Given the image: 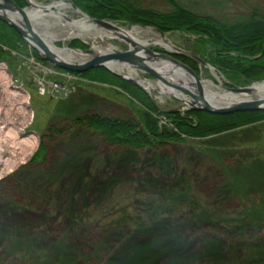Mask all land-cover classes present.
Masks as SVG:
<instances>
[{
  "label": "rangeland",
  "instance_id": "374dc122",
  "mask_svg": "<svg viewBox=\"0 0 264 264\" xmlns=\"http://www.w3.org/2000/svg\"><path fill=\"white\" fill-rule=\"evenodd\" d=\"M34 1L46 5L58 0ZM127 1L158 10L171 8L165 0ZM180 1L214 17H230L253 7L264 14V0ZM23 2L28 8L27 0ZM76 9L117 27L148 28L150 35L162 36L172 47L198 57L197 36L189 32H161L149 24L96 17ZM59 11L64 18L49 29L59 34L52 40L54 46L77 51L127 48L121 37L74 35L76 30L65 25L78 19V14L69 7ZM33 27L39 33V26ZM72 41L83 47L70 46ZM152 41L146 46L164 51ZM5 48L10 64L5 62L25 92L26 110H19L25 111L27 119L19 133L35 142L21 162L14 158L5 162L7 156L0 155V264H72L65 253L88 256L89 264H264V118L201 137L180 133L182 141L160 148L108 146L95 131L72 123L73 117L97 113L126 118L137 115L136 101L116 85L82 75L79 81L65 82V93L40 95L24 66L19 67L20 57L10 52L27 53L26 45ZM196 61L198 78L221 87L264 82L260 78L234 84L214 66ZM114 71L130 73L125 67ZM144 91L159 112L152 114L158 124L178 133L162 112H183L181 102ZM16 114L12 111L13 122L21 119ZM49 125L60 133L47 132ZM7 133L12 132L7 129ZM39 141L47 146L46 159L30 163ZM22 142L20 146L26 148L19 157L31 146V141Z\"/></svg>",
  "mask_w": 264,
  "mask_h": 264
},
{
  "label": "trees",
  "instance_id": "16d2710c",
  "mask_svg": "<svg viewBox=\"0 0 264 264\" xmlns=\"http://www.w3.org/2000/svg\"><path fill=\"white\" fill-rule=\"evenodd\" d=\"M13 1L20 7L24 5L23 0ZM71 1L80 10L96 17L106 16L127 22L149 24L161 32L176 29L197 36L194 41V51L198 53V57L221 71L231 83L245 84L252 79L264 78V14L256 7L250 8L249 12L230 17H214L208 13L195 12L180 0H165L171 6L169 10L141 6L137 1L133 3L127 0ZM0 44L6 46L21 44L24 48L26 45L15 30L2 21H0ZM69 45L82 46L77 41H72ZM155 50L160 49L155 48ZM32 54L46 63L33 50ZM172 56L196 71L197 61L194 58L178 53ZM0 60L10 64L7 53L1 47ZM78 74L95 81L116 85L139 104L135 109L137 115L131 114L126 118L97 113L80 114L73 117L72 123L95 131L103 143L108 146L131 149L160 148L172 142L182 141L180 133L201 137L264 118V111L212 114L190 109L183 112L171 109L162 112L165 120L179 131L177 133L158 124V120L152 114H159V112L150 96L141 88L114 76L104 67L90 68ZM46 131L60 133L50 125ZM46 152L47 146L39 141L28 161L30 163L37 160L44 162ZM65 254V259L67 257L73 260L72 264H89L88 256L79 254L74 258L76 255ZM76 261L78 262L75 263Z\"/></svg>",
  "mask_w": 264,
  "mask_h": 264
},
{
  "label": "water",
  "instance_id": "95a60500",
  "mask_svg": "<svg viewBox=\"0 0 264 264\" xmlns=\"http://www.w3.org/2000/svg\"><path fill=\"white\" fill-rule=\"evenodd\" d=\"M63 1L70 3L74 8H76L70 1ZM24 9L25 6L20 7L13 0H0V21L15 30V32L26 44L31 47V49L39 58L56 68L75 73H82L90 68L104 67L108 69L114 76L122 80H126L143 90H147L146 87H144L138 80L128 74L114 71L108 66V64L122 68L125 67L130 70L142 72L154 78V81H160L171 91L175 90L178 93H184L187 97V100L177 97L172 92H165L163 94L170 95L179 100L185 109L204 111L212 114H226L236 111H264V96L241 99L235 102H230L223 106L211 104L207 100L201 85V80L198 78L194 70L177 58L173 57L172 54L178 53L194 58L208 68L209 65L204 60L199 59L197 56L192 54L188 55L176 47H172L175 48L176 51L171 52L167 50L166 47L160 45L162 48H164V51H157L132 39L120 36L127 44V48L121 51H98L88 47L78 50L80 53L87 55V57H85L83 60H66L59 56L34 29L32 24L29 22ZM87 17L98 25L113 27L111 23L103 19L89 16ZM155 44L158 45L157 43ZM53 47L58 48L54 45ZM160 63H168L172 68L182 70L185 73L188 81L184 84H175L169 82L164 77V75L167 73H161L160 71L163 69L159 66ZM166 71H168V69ZM140 78L143 79L142 77ZM249 87L250 86L226 88L222 86V88L233 92H249ZM151 91L162 94L158 90Z\"/></svg>",
  "mask_w": 264,
  "mask_h": 264
},
{
  "label": "bare ground",
  "instance_id": "6f19581e",
  "mask_svg": "<svg viewBox=\"0 0 264 264\" xmlns=\"http://www.w3.org/2000/svg\"><path fill=\"white\" fill-rule=\"evenodd\" d=\"M27 3H28V8L25 7L24 10H25V13H26V16L29 22L32 24V26L34 24L39 26L40 36L47 42V44L59 56H61L62 58L66 60H74V59L83 60L84 57L77 50L53 47L52 40L59 34L49 29L55 24V22L59 23L60 19L62 17L64 18L63 16L64 14L60 12L59 10L65 7L71 8L78 14V19L68 21V23L65 25L66 27H72L73 29H75L76 33L74 35L76 36L82 37L86 34L88 35L90 34L92 36H96L99 38H112V37L124 36L144 46H146L149 43L148 42L149 39H151L153 40L152 41L153 43H157L158 45H162L168 49L172 48L171 44L167 42L164 39V37L155 36L153 34L150 35L149 32L151 30L148 28H142L137 25H133L130 28L129 27H125V28L117 27L116 25H113V27H105V26L98 25L94 23L92 20H90L84 13L80 12L79 10L74 8L70 3L66 1L58 0V1H52L51 3H48L46 5H42L40 3L35 2L34 0H27ZM44 16L45 17L48 16L52 18L53 21L49 22L47 19L44 18ZM108 66L112 68L113 70L118 71L120 69L123 71L122 67H118V66H114L110 64H108ZM159 66L163 68L160 70L161 73L162 72H165V74L167 73L166 75H164V77L169 82H172L175 84H179V83L184 84L185 82L188 81L185 73L182 70L177 69V68H172L171 65L168 63H160ZM167 69L168 71H166ZM128 71L130 72L128 75L138 80L144 87H146L148 91L158 90L162 94L165 92H172L177 97L187 100V97L185 95L178 93L175 90L171 91L168 87H166L160 81H151V80L144 79V78L141 79L139 76L135 75L132 70L128 69ZM213 75L217 77L214 73ZM201 85H202V88L204 90L207 100L211 104L217 105V106L227 105L230 102H235V101L245 99V98L249 99V98L264 96V82H256L250 85L249 92H245V93H249L251 94V96H245L244 92H233V91L225 90L220 86V84H214L210 79L201 80ZM156 86H158V88ZM16 159L18 161H21L19 158H16ZM12 166L13 165L11 164V167ZM7 170H9V167L7 168Z\"/></svg>",
  "mask_w": 264,
  "mask_h": 264
},
{
  "label": "built area",
  "instance_id": "2783aa9c",
  "mask_svg": "<svg viewBox=\"0 0 264 264\" xmlns=\"http://www.w3.org/2000/svg\"><path fill=\"white\" fill-rule=\"evenodd\" d=\"M0 47L3 50L6 49L5 45L0 44ZM25 50L27 53L22 55L17 54L14 50H10V52L14 56L18 55L20 57L18 65L19 67L24 66V73L30 77L27 80L33 83L38 94L56 93L57 91L65 93V82L79 81L81 76L78 75L80 74L59 69L38 60L32 54L31 48L27 44ZM24 93L20 80L11 74L7 63L0 60V155L5 154L7 157L4 160L9 162L13 158L15 161H18L16 158H19L21 161L25 157L27 158L31 149H33L32 144L35 142L32 136L28 138L21 137L19 133L20 131L23 132L24 125L22 121H26L27 119L25 111L19 110L26 107ZM12 111H15L17 116L19 115L18 118H21L18 122H13ZM7 129H10L12 133H7ZM6 135H10L11 137H6ZM22 141H31V146L19 157V153L26 148L20 146L21 143L19 142ZM6 144L8 145L7 147H10V150L6 148Z\"/></svg>",
  "mask_w": 264,
  "mask_h": 264
}]
</instances>
